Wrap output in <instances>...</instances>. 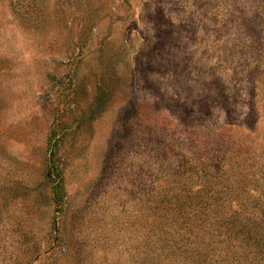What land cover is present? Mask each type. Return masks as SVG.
Returning <instances> with one entry per match:
<instances>
[{
  "label": "rangeland",
  "instance_id": "obj_1",
  "mask_svg": "<svg viewBox=\"0 0 264 264\" xmlns=\"http://www.w3.org/2000/svg\"><path fill=\"white\" fill-rule=\"evenodd\" d=\"M204 257L264 264V0H0V264Z\"/></svg>",
  "mask_w": 264,
  "mask_h": 264
},
{
  "label": "trees",
  "instance_id": "obj_2",
  "mask_svg": "<svg viewBox=\"0 0 264 264\" xmlns=\"http://www.w3.org/2000/svg\"><path fill=\"white\" fill-rule=\"evenodd\" d=\"M182 168H183V166H182ZM183 169H185V168H183ZM180 177H183V176H180ZM189 180H191V179H189ZM197 192H200V193H197L198 195H200L201 194V189H200V191H197ZM223 206H224V204L223 205H219L220 208H222ZM175 220H177V219H175ZM239 223H241V224H238V225L243 226V227L245 226V225H243V224H245L244 222L240 221ZM240 228H242V227H240ZM175 232L179 233L180 231H173L174 234L171 235L172 236V239H171V241H172V246H171L172 247L171 248L172 253L171 254L176 257V261L179 260V259L193 258V256L195 255V253L197 251V245H198L197 241H199L198 240V236L199 235L198 234L197 235H195V234L191 235V233L190 234L186 233L187 234V238H185L186 236L184 234H182V233L181 234H177ZM227 240H228V238L226 240H221L220 242H225L229 246V243L227 242ZM179 241H181V242H179ZM177 243L182 245L179 248L181 251L178 250V247H175V245ZM217 243L219 244V242H217ZM217 243H216V241H214L215 246L218 245ZM217 255H218L217 257H219V259H220V261H218V262H221V258H223V257H225V258L231 257V249H229L227 247H219V253ZM232 261H234V260H232ZM214 262H215V260H214ZM227 262L230 264V259H227ZM200 264H213V259L209 260L206 257H204Z\"/></svg>",
  "mask_w": 264,
  "mask_h": 264
}]
</instances>
